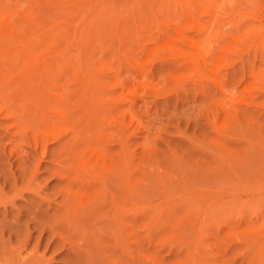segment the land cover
I'll use <instances>...</instances> for the list:
<instances>
[{
  "label": "rangeland",
  "instance_id": "rangeland-1",
  "mask_svg": "<svg viewBox=\"0 0 264 264\" xmlns=\"http://www.w3.org/2000/svg\"><path fill=\"white\" fill-rule=\"evenodd\" d=\"M30 1L0 0V264H264V0Z\"/></svg>",
  "mask_w": 264,
  "mask_h": 264
},
{
  "label": "bare ground",
  "instance_id": "bare-ground-1",
  "mask_svg": "<svg viewBox=\"0 0 264 264\" xmlns=\"http://www.w3.org/2000/svg\"><path fill=\"white\" fill-rule=\"evenodd\" d=\"M29 1H30V0H29ZM36 1H37V0H36ZM30 2H31V1H30ZM34 2H35V1H34ZM38 2H39V1H37V4H38ZM26 3H27V2H26ZM37 4H36V5H37ZM29 5H30V7L27 6V8H31L32 4L30 3ZM34 5H35V4H34ZM37 6H38V5H37ZM43 6H44V5H43ZM23 9H24V8H22V9H20V10L23 11ZM29 10H30V9H29ZM37 10H39V9H37ZM32 11H33V9H31V12H32ZM13 12H15V11H13ZM19 12H20V11H19ZM25 12H27V11H25ZM31 12H29V13H31ZM33 12H34V11H33ZM9 13H10V12H9ZM9 13H8V15H9ZM17 13H18V12H17ZM14 14H15V13H14ZM38 14H39V13H38ZM34 15H35V14H34ZM34 15H33V17H37L36 15H35V16H34ZM9 16H11V13H10ZM16 16H17V14H16ZM23 16H24V13H23ZM29 16H32V15H29ZM43 16H44V15H43ZM2 17H3V16H1V18H2ZM14 17H15V16H14ZM14 17H13V18H14ZM19 17H20V16H19ZM33 17H32V18H33ZM20 18H22V17H20ZM23 18H24V17H23ZM26 18H27V17H26ZM29 18H30V17H29ZM29 18H28V19H29ZM38 18H39V17H38ZM33 19H34V18H33ZM39 19H40V18H39ZM41 19H42V17H41ZM3 20H4V19L2 18L1 21H0V22H2V23H0V33H2V34H6V35H9L8 37L11 36V38L14 37V36H16V35L18 36L20 30L18 29V30H19V31H18V34H17V33L15 34L14 32L17 30V28H16L15 26H18V25H19V26H22V24H19V22H18V24H17V23H15L16 21H13V22H11V23L17 24V25L14 26L13 24H10V21H7V22H9V24L5 22L6 20H4V23H3ZM10 20L12 21V18H11V17H10ZM14 20H15V19H14ZM22 20H25V19H22ZM26 20H27V19H26ZM34 20H36V21L38 22V19L35 18ZM34 20L31 22L32 24L34 23ZM30 21H31V20H30ZM36 21H35V22H36ZM41 22H42V21H41ZM46 22H47V21H46ZM23 23H24V22H23ZM25 23H26V22H25ZM27 24H28V23H27ZM36 24H37V23H36ZM38 24H39V22H38ZM44 24H45V23H44ZM28 25H29V24H28ZM40 25H43V23H41ZM19 26H18V28H20L21 31H22V29L24 28V26H22V28L19 27ZM43 26H44V25H43ZM58 26H59V25H58ZM58 26H57V27H58ZM26 27H27V26H26ZM35 27H39V26H35ZM44 27H45V26H44ZM27 28L29 29V27H27ZM30 28H31V27H30ZM39 28L42 29L41 26H40ZM46 28H47V27H46ZM32 29H33V26H32ZM32 29H31V32H32ZM37 29H38V28H37ZM40 29H38V30H40ZM52 29H53V28H52ZM54 29H55V28H54ZM57 29H59V28H57ZM64 29H65V28H64ZM25 30H27V29L25 28ZM49 30H51V29H49ZM55 30H56V29H55ZM61 30H62V29H61ZM66 30H67V29H66ZM28 31H29V30H28ZM33 31H34V30H33ZM47 31H48V30H47ZM58 31H59V30H58ZM63 31H65V30H63ZM23 32H24V34H25L24 29H23L22 32H20V35H21V33L23 34ZM31 32L29 31L28 34L31 33ZM41 32H42V30H41ZM41 32H40V33H41ZM65 32H67V31H65ZM13 33L15 34L14 36H12ZM35 33H37V32H35ZM43 33H46V31H44ZM43 33H42V34H43ZM60 33H61V31H60ZM26 34H27V33H26ZM26 34H25V35H26ZM55 34H56V35H57V34L59 35V33H57V32H56ZM55 34H54V36H55ZM33 35H34V33H33ZM37 35H38V34H37ZM37 35H36V38H38ZM3 36H4V35H3ZM3 36H1V34H0V50H2V49H1V48H2L1 45H4L5 43H9V42H10V40H9L8 38H7V39H6V38H5V39L2 38ZM17 36H16V37H17ZM30 36H31V34H30ZM40 36H41V35H40ZM40 36H39V37H40ZM5 37H7V36H5ZM11 38H10V39H11ZM27 38H28V36H27ZM32 38L34 39V38H35V35H34V37L32 36ZM36 38H35V40H36ZM18 39H19V38H17V40H18ZM40 39H42V37H40ZM40 39H39V41H40ZM11 40H12V39H11ZM28 40H29V39H27V41H28ZM31 40H32V39H31ZM31 40H30V41H31ZM27 41H26V42H27ZM33 41H34V40H33ZM33 41H32V43L30 42L31 45L34 44ZM42 41H43V40H42ZM45 41H46V40H45ZM16 42H17V41H16ZM18 42H19V40H18ZM18 42H17V43H18ZM20 42H21V40H20ZM23 42H24V41H23ZM34 42H35V41H34ZM37 42H38V41H37ZM37 42H36V43H37ZM12 43H13V40H12ZM12 43L10 42L11 45H12ZM17 43H15V38H14V44H13L12 46H15ZM30 43H29V44H30ZM43 43H44V42H43ZM66 43H69V42H66ZM18 44H20V43H18ZM18 44H17V47H18ZM23 44H24V43H23ZM38 44H39V43H38ZM47 44H48V43H47ZM53 44L56 45L57 43L53 42ZM6 45H7V44H6ZM43 45H44V44H43ZM67 45H68V44H67ZM23 46H24V45H23ZM25 46H27V45H25ZM25 46H24V47H25ZM37 46H38V45H37ZM5 47H6V46H5ZM10 47H11V46H10ZM12 48H13V47H12ZM19 48H20V47H19ZM21 48H22V47H21ZM30 48H32V46H31ZM35 48H36V47H35ZM23 49H24V48H23ZM61 49H62V48H61ZM69 50H70V48H69ZM6 51H7V50H6ZM19 51H20V49H19ZM32 51H33V50H31V52H32ZM43 51H44V50H43ZM60 51H61V50H60ZM67 51H68V50H67ZM75 51H76V50H75ZM75 51H74V52H75ZM2 52H4V51H2ZM21 52H24V50H22ZM21 52H20V53H21ZM25 52H26V48H25ZM25 52H24V54H25ZM61 52H62V51H61ZM0 53H1V52H0ZM6 53H7V52H6ZM26 53H27V52H26ZM33 53H34V55H35V52H33ZM43 53H44V52H43ZM37 54H38V53H37ZM0 55H1V56H4V57H3V60H7V56H6L5 53H4V54H0ZM7 55H9V53H8ZM18 55H19V54H18ZM22 55H23V54H22ZM22 55H21V57L18 56L19 61H20V59L22 60ZM26 55H27V54H26ZM30 55H31V54H30ZM34 55H33V56H34ZM5 56H6V57H5ZM28 56H29V55H28ZM40 56L42 57V55L39 54V57H40ZM43 56H44V54H43ZM61 57H62V56H61ZM4 58H6V59H4ZM26 58H27V57L25 56V59H26ZM32 58H33V57H32ZM32 58H31V60H32ZM36 58H37V57H36ZM42 58H43V57H42ZM42 58H40V59H42ZM0 59H2V57H1ZM23 59H24V58H23ZM29 59H30V58H29ZM33 59H34V58H33ZM38 59H39V58H38ZM44 59H45V58H44ZM36 60H37V59H36ZM27 61H29V60L27 59ZM39 61H40V60H39ZM1 62H2V61H1ZM21 62H23V61H21ZM34 62H36V63H37L36 65L39 66L40 63L38 62V60H37V61H34ZM24 63H25V62H24ZM43 63H44V61H43ZM20 64L23 66V63H20ZM41 64H42V60H41ZM28 65H29V64H28ZM42 65H44V64H42ZM42 65H40V68H41ZM22 66H19V68H22ZM25 66H26V63H25ZM42 67H44V66H42ZM45 67H47V65H45ZM38 68H39V67H38ZM22 69L25 70V68H22ZM22 69H20V70H21V73L19 72L20 75H18V76H22V75H23L24 70H22ZM44 69H46V68H44ZM44 69H43V70H44ZM40 71H42V70L40 69ZM22 72H23V73H22ZM37 72H38V74H37ZM37 72H36V74H37V75H40V74H39V69H37ZM42 72H43V71H42ZM44 73H45V71H44ZM0 74H2V73H0ZM43 75H44V74H43ZM43 75H42V73H41V76H43ZM43 77H44V76H43ZM43 77H42V80L44 79ZM37 78H38V76H37ZM1 79H2V78H1ZM39 80H40V77H39V79H38L37 81H38L39 83H41V84H40L41 86H43L44 83H46V82L44 81V80H46V79H44V80L42 81L43 83L41 82V80H40V81H39ZM37 81H36V84L38 83ZM34 82H35V81H34ZM40 85H38V86L41 87ZM38 86H37V85L35 86V89H36V90H37V87H38ZM39 87H38V89H39ZM26 88H28V87H26ZM26 88H25L24 90H29L30 87H29L28 89H26ZM30 89H32V88H30ZM42 89H43V87H41L39 90H37V91H36L37 93L35 92V93H36L35 95H36V96H37V95H40V96H41V95H42V92H41L40 90H42ZM24 90H23V92H24ZM44 90H45V88L42 90V91L44 92L43 95H44V94H47V93L45 92L46 90H45V91H44ZM19 91L22 92V90H19ZM29 91H30V90H29ZM34 91H35V90H34ZM34 91L32 92V90H31V92H32V93H31V96L34 95V94H33ZM38 91H39V92H38ZM15 92H16V91H15ZM15 92H13V93H15ZM26 93H28V92H24L23 95H25ZM38 93H39V94H38ZM43 95H42V96H43ZM36 96H35V100H36V98L38 97V96H37V97H36ZM40 96L38 97V104L41 106V104H40L41 102L39 103V100H41ZM42 96H41V97H42ZM24 98L27 99L26 96H24ZM39 98H40V99H39ZM25 99H24V101H22V103L25 102V101H27V100H25ZM44 99H45V96L42 98V102H43V104L46 103L47 96H46V99H45V100H44ZM43 100L45 101V103H44ZM62 100H63V99H62ZM70 100H72V99L70 98ZM67 101H68V100H67ZM14 102H15V99H14ZM18 102H19V101H18ZM36 102H37V101H36ZM61 102H62V101H61ZM19 103H20V102H19ZM25 103H26V102H25ZM29 103H30V102H29ZM66 104H67V103H66ZM23 105H25V104L23 103ZM110 105H111V104H110ZM22 107H23V106H22ZM42 107H43V106H42ZM119 107H120V106H118L117 108H119ZM34 108H35V107H34ZM117 108H116V109H117ZM12 110H13V109H11V111H12ZM11 111H10V112H11ZM6 114H7V112H6ZM9 115H12V114L10 113ZM59 117H61V116H59ZM64 118H65V117H64ZM61 119H62V118H61ZM65 119H66V118H65ZM62 121H64V119L61 120V123L64 124V128H62V130H60V131H59L58 133H56V134L51 133L50 135H45L46 137H48V139H47V138H45V139H46L47 141H50V142H51V141H55V140H56V141H60V142H64L63 139L66 138V141L64 142L65 145L71 143L72 146H76L77 135H76V133H75V131H74V128H73V127H75L76 125L73 126V127H72V124H71V125H66L67 123H71V121H72V120L70 121V118L68 119V117H67V119L65 120V121H67V123H66L65 121H64V122H62ZM72 122H74V121H72ZM65 123H66V124H65ZM74 124H75V123H74ZM76 124H77V123H76ZM66 126H67V127H66ZM62 127H63V126H62ZM122 130H123V129H122ZM71 131L73 132L74 136L70 135ZM121 132H122V131H121ZM64 135H66V136H64ZM45 136H44V137H45ZM99 136H100V135H99ZM107 136H108V135H107ZM42 138H43V137H42ZM45 139H44V141H46ZM40 140H42V139H40ZM56 141H55V142H56ZM101 141H102V140H101ZM101 141H100V143H101ZM38 143H39V142H38ZM119 143H120V142H119ZM84 144H86V143H84ZM97 144H98V143H97ZM97 144H95V145L97 146ZM44 145H45V144H44ZM86 145H87V144H86ZM95 145H94V146H95ZM72 146H71V147H72ZM87 146H88V145H87ZM87 146H86V147H87ZM47 147H48V146H47ZM89 147H90V146H89ZM98 147H99V145H98ZM106 147H107V146L105 145V149H106ZM120 147H121V146H120ZM90 148H91V147H90ZM91 149H94V148H91ZM103 149H104V147H103ZM103 149H102V150H103ZM122 150H123V149H122ZM88 151H89V150H88ZM92 151H93V150H92ZM95 151H96V150H94V152H95ZM99 151H101V147H100ZM100 153H101V152H100ZM101 154H102V153H101ZM121 154H122V152H121ZM121 154H120V155H121ZM41 156H43V155H41ZM96 156H98V155H96ZM102 156H104V154H102ZM90 157H91V156H90ZM99 157H100V156H99ZM99 157H97V158H99ZM123 157H124V156L122 155V157L119 159V161H120V160H123V159H122ZM124 159H125V157H124ZM125 160H126V159H125ZM39 161H40V160H39ZM96 161H97V160H96ZM96 161L94 160L93 162H92V161H91V162H92V163L95 162L94 164H96ZM115 162H116V161H115ZM89 163H90V162H89ZM101 163H102V161H101ZM116 163H117V162H116ZM121 163H122V162H121ZM123 163H124V165L122 164V166L125 168L124 170H123V168H116L115 165H113V167H115L116 169H115V168H112V169H111L110 174H113V173H114V170H115V174H116L117 172H119V173L117 174V176L115 175V177H116L115 180H117V177H118V179L120 178L119 180L122 179V181H123V180L126 181V180H127L126 177L128 178V176L126 175L127 172H128V171L126 172V168L128 167L126 164H128V161H126V163L123 161ZM99 165H100V164H99ZM101 165H104V164L102 163ZM125 165H126L127 167H125ZM33 166H35V165L33 164ZM92 167H93V165H92ZM104 167H105V166H102V167L100 168L99 166L95 165L93 168H94V169L100 168V169H101V171H100V175L103 177V176L105 175V173H104ZM117 169H118V171H117ZM34 170H35V169H34ZM127 170H128V168H127ZM116 171H117V172H116ZM111 176H112V175H111ZM113 176H114V174H113ZM113 176H112V177H113ZM115 177H113V178H115ZM123 178H124V179H123ZM128 179H130V177H129ZM115 182H116V181H115ZM117 182H118V180H117ZM120 182H121V181H120ZM120 182H119L118 184H120ZM127 182H129V181H127ZM124 183H126V182H124ZM115 184H117V183H115ZM126 185H127V183H126ZM130 185H131V184H130ZM124 186H125V185H124ZM104 187H107V186H106L105 184L103 185V189H104V192H103V193H104V194H103V193H102L103 195L101 194V195H102L101 198H103L105 194L107 195V193H109V192H108L109 190H108V189H105ZM126 187H127V186H126ZM136 187H137V186H136ZM132 188H133V187H132ZM134 188H135V187H134ZM135 189H136V188H135ZM135 189H133V192H135V191H134ZM138 189H139V188H138ZM116 190H117V189H116ZM116 190H114V192H115ZM106 191H107V192H106ZM119 191H120V194L117 193V192H119ZM122 191H123V190H122ZM124 191H125V190H124ZM127 191H129V190H127ZM137 191H138V190H136L135 193H137ZM110 192H111V191H110ZM117 192H115V193L121 195V190L118 189ZM125 192H126V191H125ZM125 192H123V193H125ZM129 192H130V191H129ZM131 192H132V190H131ZM133 192H132V193H133ZM132 193H131V197L134 196V194H133V196H132ZM126 194H130V193H126ZM137 194H140L139 191H138ZM137 194H136V195H137ZM106 195H105V196H106ZM121 196H122V195H121ZM124 196H125V194H124ZM124 196H123V200H124L125 198L127 199V197H128L129 200H130L129 195H126L127 197L125 196V198H124ZM140 196H141V194H140ZM110 197H111V196H110ZM137 197H139V195L136 196V198H137ZM114 198H115V197H114ZM114 198H112V199H114ZM121 198H122V197H121ZM121 198H120V199H121ZM140 198H141V197H140ZM115 199H116V198H115ZM132 200L135 201L134 199H132ZM132 200H131L130 203H133ZM140 200H141V199H140ZM140 200H139V201H140ZM104 202H105V201H104ZM110 202H111V201H110ZM112 202H113V200H112ZM114 202H115V200H114ZM116 202H117V200H116ZM126 202H127V200H126ZM128 202H129V201H128ZM128 202H127V203H128ZM117 203L119 204V201H118ZM122 203H123V201H122ZM122 203H121L120 205H122V206H121V207H122L121 209H122V211H124V210H123V208H124L123 206H126L127 204L124 205V204H122ZM112 204H113V203H112ZM134 204H135V203H134ZM115 205H117V204L115 203ZM115 205H113V206L116 207ZM128 205H131V206H132L133 204H128ZM118 206H119V205H118ZM140 206H142L141 203H140ZM127 207H129V206H127ZM137 207H139V206H137ZM129 208H130V207H129ZM141 208H143V206H142ZM111 209H112V208H111ZM117 209H118V207H116V210H117ZM121 209H120V207H119V210H120V211H121ZM130 209H131V208H130ZM135 209H136V208H135ZM128 210H129V209H128ZM131 210H133V209H131ZM138 210H139V209H138ZM107 211H108V210H107ZM137 218H138V217H137ZM119 233H120V232H119ZM120 235H121V234H120ZM120 235H119V237H120Z\"/></svg>",
  "mask_w": 264,
  "mask_h": 264
}]
</instances>
